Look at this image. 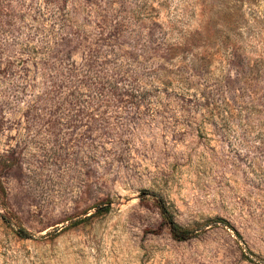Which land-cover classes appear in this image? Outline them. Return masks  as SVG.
Returning a JSON list of instances; mask_svg holds the SVG:
<instances>
[{"label":"rangeland","instance_id":"rangeland-1","mask_svg":"<svg viewBox=\"0 0 264 264\" xmlns=\"http://www.w3.org/2000/svg\"><path fill=\"white\" fill-rule=\"evenodd\" d=\"M0 184V264H264V0H0Z\"/></svg>","mask_w":264,"mask_h":264},{"label":"trees","instance_id":"trees-1","mask_svg":"<svg viewBox=\"0 0 264 264\" xmlns=\"http://www.w3.org/2000/svg\"><path fill=\"white\" fill-rule=\"evenodd\" d=\"M0 190H2V186L0 184ZM160 212L162 216L161 220V226L166 225L170 232L171 236L175 240H186L191 237L192 231L188 228H184L179 226L173 219L171 213L164 207L163 205H160ZM17 235L24 238L29 237V233L26 229L23 227H19L17 229Z\"/></svg>","mask_w":264,"mask_h":264}]
</instances>
